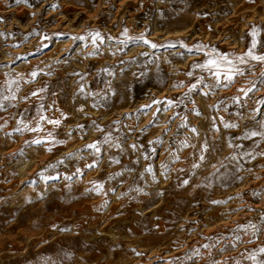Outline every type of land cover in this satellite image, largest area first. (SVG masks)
Masks as SVG:
<instances>
[{
	"label": "rangeland",
	"instance_id": "obj_1",
	"mask_svg": "<svg viewBox=\"0 0 264 264\" xmlns=\"http://www.w3.org/2000/svg\"><path fill=\"white\" fill-rule=\"evenodd\" d=\"M249 51L264 0H0V264H264Z\"/></svg>",
	"mask_w": 264,
	"mask_h": 264
},
{
	"label": "snow or ice",
	"instance_id": "obj_2",
	"mask_svg": "<svg viewBox=\"0 0 264 264\" xmlns=\"http://www.w3.org/2000/svg\"><path fill=\"white\" fill-rule=\"evenodd\" d=\"M97 35H98V34H97ZM252 35L255 36L256 33L253 32ZM153 46H154V45H153ZM252 47H253V48L256 47V42H255V41H253V45H252ZM246 55L250 56L252 59H256V60H260V61H264V56H255V55H253V53H252L251 51H249L248 53H246ZM221 59L227 61V60H228V57H226V56H222ZM237 59L243 61V57H238ZM229 63H231V62L229 61ZM207 66H208V67H213V66H214V67H219V65L217 64V62H216L215 60H210V61L208 62V65H207ZM229 79H231V77H229ZM50 123H53V124H57V125H58L60 122L57 120V121H50ZM251 135H252V136H255V135H257V133L253 132V133H251ZM89 147H95V146H94V145H89Z\"/></svg>",
	"mask_w": 264,
	"mask_h": 264
}]
</instances>
